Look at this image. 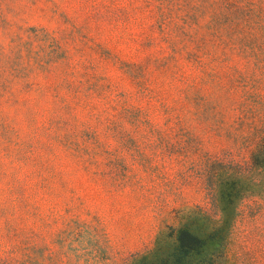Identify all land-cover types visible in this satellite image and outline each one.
<instances>
[{
  "label": "rangeland",
  "instance_id": "rangeland-1",
  "mask_svg": "<svg viewBox=\"0 0 264 264\" xmlns=\"http://www.w3.org/2000/svg\"><path fill=\"white\" fill-rule=\"evenodd\" d=\"M263 137L264 0H0V264H126L230 169L264 264Z\"/></svg>",
  "mask_w": 264,
  "mask_h": 264
},
{
  "label": "trees",
  "instance_id": "trees-1",
  "mask_svg": "<svg viewBox=\"0 0 264 264\" xmlns=\"http://www.w3.org/2000/svg\"><path fill=\"white\" fill-rule=\"evenodd\" d=\"M250 163L264 169V137L251 153ZM251 179L242 169H230L226 175L218 171L211 180L210 195L219 217L211 220L208 214L191 210L177 227L160 231L150 248L126 264H223L235 209L251 191Z\"/></svg>",
  "mask_w": 264,
  "mask_h": 264
}]
</instances>
